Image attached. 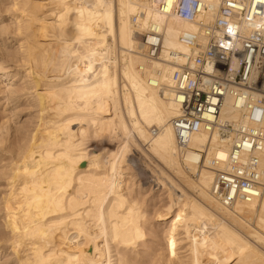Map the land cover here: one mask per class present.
<instances>
[{"label":"bare ground","instance_id":"6f19581e","mask_svg":"<svg viewBox=\"0 0 264 264\" xmlns=\"http://www.w3.org/2000/svg\"><path fill=\"white\" fill-rule=\"evenodd\" d=\"M198 34L154 0H0V264H264V190L224 206L211 162L229 145L176 143L174 62ZM251 100L228 95L220 121L250 125Z\"/></svg>","mask_w":264,"mask_h":264},{"label":"built area","instance_id":"2783aa9c","mask_svg":"<svg viewBox=\"0 0 264 264\" xmlns=\"http://www.w3.org/2000/svg\"><path fill=\"white\" fill-rule=\"evenodd\" d=\"M154 1L158 11L194 21L199 28L198 36H184L192 52L174 62L172 72L179 107L172 126L180 153L190 148L194 133H215L229 148L222 164L211 162L213 195L224 206L258 196L264 190V167L256 155L264 150V0H219L210 20L197 19L208 9L200 0ZM150 32L140 36V43L146 58L155 59L159 45L147 40ZM228 95L235 105L252 98L244 105L250 125L220 121Z\"/></svg>","mask_w":264,"mask_h":264},{"label":"rangeland","instance_id":"374dc122","mask_svg":"<svg viewBox=\"0 0 264 264\" xmlns=\"http://www.w3.org/2000/svg\"><path fill=\"white\" fill-rule=\"evenodd\" d=\"M141 36V35H140ZM142 148V149H141ZM133 149H134V151H133ZM138 149V147H131V151L129 150V153H130V155L131 156H133L134 158H135V161H136V166H139L140 168H144V167H146L145 169L147 170V172L149 173H151L152 172V169L154 170V164H155V159H153L151 156H149V154H148V157L150 158V160H149V158H147V156L146 157H144L145 155H144V153L142 152V151H145L144 150V148H143V146H140V148H139V150H137ZM135 151H137V152H135ZM139 151H140V153H139ZM142 153H143V155H142ZM145 160V161H144ZM149 160V161H148ZM152 160V161H151ZM154 161V162H153ZM147 162V163H146ZM151 162V163H150ZM139 163V164H138ZM153 163V164H152ZM157 163V162H156ZM144 164V165H143ZM149 165H152V166H149ZM149 170V171H148ZM148 175V174H147ZM190 176H192V175H190ZM137 177H139V179L142 181V180H147V177H146V175L144 176V174L142 175L141 173H139V175L137 176ZM193 178H195L194 176H192ZM150 179H152V177H151V175H150V177H149ZM190 196L192 197V198H194V196L190 193Z\"/></svg>","mask_w":264,"mask_h":264}]
</instances>
